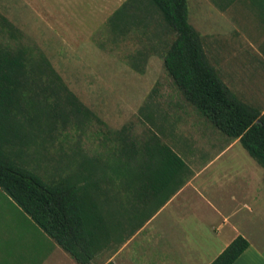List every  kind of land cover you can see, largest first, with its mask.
<instances>
[{
	"label": "rangeland",
	"instance_id": "rangeland-1",
	"mask_svg": "<svg viewBox=\"0 0 264 264\" xmlns=\"http://www.w3.org/2000/svg\"><path fill=\"white\" fill-rule=\"evenodd\" d=\"M126 1L0 0V49H6L1 56H18L27 65L15 96L32 120L24 130L33 138L4 149L45 180L73 173L82 156L111 159L124 127L138 145L156 133L187 164L186 183L206 164L230 158L223 152L236 139L191 104L164 68L163 54L175 36L161 19L144 9V27L111 33L108 22ZM188 6L209 64L241 102L264 112V0H188ZM220 176L201 187L226 192L224 203L231 208V194L243 189L239 183L235 191L228 183L217 187ZM103 186L120 202L131 194L126 183ZM11 201L0 189V209ZM110 208L118 206L113 201ZM110 222L118 238L126 222Z\"/></svg>",
	"mask_w": 264,
	"mask_h": 264
},
{
	"label": "trees",
	"instance_id": "trees-1",
	"mask_svg": "<svg viewBox=\"0 0 264 264\" xmlns=\"http://www.w3.org/2000/svg\"><path fill=\"white\" fill-rule=\"evenodd\" d=\"M144 9L155 13L175 36L163 54V62L185 98L223 135L239 139L264 168V112L241 102L209 64L200 36L189 20L188 0H127L108 22L111 33L119 36L144 27ZM0 50V189L78 264H90L111 242L121 243L132 236L138 225L152 216L146 212L150 207L160 208L183 188L187 164L162 144L156 133L138 145L129 127H124L116 134L111 159L82 156L73 173L45 180L4 149L22 147L33 138L31 134L27 138L24 130L26 121L32 124V120L22 114L23 107L15 96L22 84L18 77L24 75L27 65L18 56L2 57L6 49ZM144 117L152 122L150 116ZM18 153L22 157L24 152L19 149ZM106 183L130 186L126 203L110 194L103 186ZM171 186L174 189L169 191ZM162 193L164 197H158ZM113 201L117 210L110 208ZM114 218L127 225L118 238V230L110 222ZM249 246L245 237L238 236L211 264H234Z\"/></svg>",
	"mask_w": 264,
	"mask_h": 264
},
{
	"label": "crops",
	"instance_id": "crops-1",
	"mask_svg": "<svg viewBox=\"0 0 264 264\" xmlns=\"http://www.w3.org/2000/svg\"><path fill=\"white\" fill-rule=\"evenodd\" d=\"M240 145L236 139L223 152L230 158L206 164L163 206L150 207L152 216L132 236L111 242L90 264H211L238 236L250 246L234 264H264V168ZM215 175L217 187L243 189L231 194L233 207L224 203L226 192L201 187ZM0 264L78 263L13 202L0 209Z\"/></svg>",
	"mask_w": 264,
	"mask_h": 264
}]
</instances>
